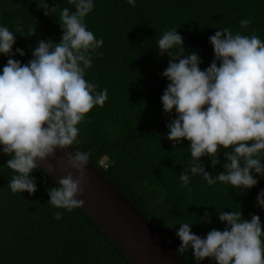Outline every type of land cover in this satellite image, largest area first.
Masks as SVG:
<instances>
[{"label":"trees","instance_id":"obj_1","mask_svg":"<svg viewBox=\"0 0 264 264\" xmlns=\"http://www.w3.org/2000/svg\"><path fill=\"white\" fill-rule=\"evenodd\" d=\"M45 3L0 0V25L17 35L11 58L22 64L33 59L31 51L39 41L59 43L60 11H75L68 0H47L49 8H61L46 16ZM94 5L85 23L104 43L92 53L85 79L97 85V92L107 89L108 100L80 123V142L74 147L90 154L89 163L185 264L197 261L191 248L178 252V223H195L192 232L206 237L213 229L226 228L220 212L240 210L248 221L258 215L264 231V209L256 206L264 177L253 172L259 183L240 191L231 185H208L199 176L187 186L180 181L183 169L192 163L189 142L174 144L167 138V124L176 118L175 111L164 113L161 102L169 83L162 73L170 57L156 47L165 31L177 29L185 54L198 52L200 68L206 70L215 59L209 37L217 30L227 27L234 34L264 40V0H136L135 7L127 0H94ZM244 19L251 20L246 29L240 26ZM17 48L24 51L23 57L15 54ZM9 58L0 55V71ZM218 158L215 169L209 157L201 158L213 177L224 171V149ZM8 159L0 152V264H132L81 208L69 212L48 204L47 190L58 184L41 169L32 174L35 194L11 192L7 185L14 173L4 167ZM57 211L63 213L60 220L55 219ZM200 264L216 262L206 258Z\"/></svg>","mask_w":264,"mask_h":264},{"label":"clouds","instance_id":"obj_2","mask_svg":"<svg viewBox=\"0 0 264 264\" xmlns=\"http://www.w3.org/2000/svg\"><path fill=\"white\" fill-rule=\"evenodd\" d=\"M68 3L75 11L68 7L60 11V42L39 41L27 64L11 58L17 35L0 25V55L10 57L0 71V152L10 157L4 167L14 173L7 185L11 192L35 194L37 181L32 174L39 171L38 165L54 158L57 150L74 149L67 153V166L78 175L61 176L58 186L47 190L48 204L70 212L84 205L78 197L87 186L90 161L87 151L74 147L80 142L78 126L94 107L104 106L108 90L97 92V85L85 79L93 64L92 53L104 43L85 23L94 0ZM127 3L135 7L136 0ZM60 8H49L47 0L43 7L46 16ZM250 23L244 19L240 26L246 29ZM209 43L215 59L206 70L200 68L198 52L185 54L177 29L165 31L156 44L161 54L170 57L162 73L169 83L161 102L164 113L175 111L176 118L167 124V138L174 144L189 142L192 163L179 179L185 186L199 176L208 185L252 189L259 183L253 172L264 177V40L234 34L225 27L209 37ZM174 49H179V54ZM15 54L25 55L20 48ZM220 149L226 155L224 171L213 177L201 158L209 157L215 169L220 164ZM53 170L48 167L49 172ZM256 206L264 209V190L258 194ZM62 217V212L55 213L56 220ZM205 218L210 222L208 213ZM218 218L226 228L213 229L206 237L192 232L195 223H178V252L191 248L197 264L206 258L216 264H264L260 217L252 215L248 221L239 210L222 211Z\"/></svg>","mask_w":264,"mask_h":264},{"label":"water","instance_id":"obj_3","mask_svg":"<svg viewBox=\"0 0 264 264\" xmlns=\"http://www.w3.org/2000/svg\"><path fill=\"white\" fill-rule=\"evenodd\" d=\"M57 150L54 158L38 167L57 184L61 176L78 174L67 166V153ZM48 167H53L52 172ZM87 186L78 199L81 209L112 241L132 264H185L139 212L99 172L98 167L86 169Z\"/></svg>","mask_w":264,"mask_h":264},{"label":"built area","instance_id":"obj_4","mask_svg":"<svg viewBox=\"0 0 264 264\" xmlns=\"http://www.w3.org/2000/svg\"><path fill=\"white\" fill-rule=\"evenodd\" d=\"M100 165H102V163H100Z\"/></svg>","mask_w":264,"mask_h":264}]
</instances>
